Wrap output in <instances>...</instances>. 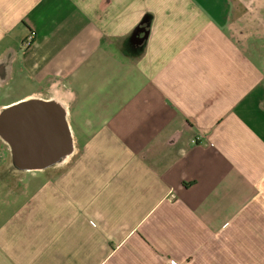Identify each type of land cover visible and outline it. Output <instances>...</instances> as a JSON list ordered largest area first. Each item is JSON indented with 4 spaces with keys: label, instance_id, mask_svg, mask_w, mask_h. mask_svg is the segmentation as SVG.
<instances>
[{
    "label": "crops",
    "instance_id": "obj_1",
    "mask_svg": "<svg viewBox=\"0 0 264 264\" xmlns=\"http://www.w3.org/2000/svg\"><path fill=\"white\" fill-rule=\"evenodd\" d=\"M257 2L0 0V111L55 100L73 143L0 147V264H264Z\"/></svg>",
    "mask_w": 264,
    "mask_h": 264
},
{
    "label": "water",
    "instance_id": "obj_2",
    "mask_svg": "<svg viewBox=\"0 0 264 264\" xmlns=\"http://www.w3.org/2000/svg\"><path fill=\"white\" fill-rule=\"evenodd\" d=\"M65 109L51 99L30 98L0 111V137L18 169H42L72 152Z\"/></svg>",
    "mask_w": 264,
    "mask_h": 264
},
{
    "label": "built area",
    "instance_id": "obj_3",
    "mask_svg": "<svg viewBox=\"0 0 264 264\" xmlns=\"http://www.w3.org/2000/svg\"><path fill=\"white\" fill-rule=\"evenodd\" d=\"M33 36L34 34L33 33H30L29 35H27L23 41V45L25 47H28L31 45V43L33 42Z\"/></svg>",
    "mask_w": 264,
    "mask_h": 264
},
{
    "label": "rangeland",
    "instance_id": "obj_4",
    "mask_svg": "<svg viewBox=\"0 0 264 264\" xmlns=\"http://www.w3.org/2000/svg\"><path fill=\"white\" fill-rule=\"evenodd\" d=\"M257 1H261L262 3H260V2H257L258 3V6L261 4L262 6L264 5V1L263 0H257ZM256 9H259L258 7L256 8ZM262 14H263V16H264V11H262L261 12ZM14 91H16V90H14ZM13 92V91H12ZM5 144H8V143H6L1 137H0V147L2 146V145H5ZM0 152H1V149H0Z\"/></svg>",
    "mask_w": 264,
    "mask_h": 264
}]
</instances>
